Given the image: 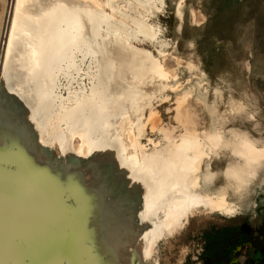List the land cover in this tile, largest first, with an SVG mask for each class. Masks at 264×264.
Returning a JSON list of instances; mask_svg holds the SVG:
<instances>
[{"label": "bare ground", "instance_id": "6f19581e", "mask_svg": "<svg viewBox=\"0 0 264 264\" xmlns=\"http://www.w3.org/2000/svg\"><path fill=\"white\" fill-rule=\"evenodd\" d=\"M103 2H17L0 85V264H140L137 258L157 264L151 257L157 240L179 228L190 213L206 204L232 211L226 193L193 191L209 156L205 141L215 137L212 130L200 136L189 99L178 100L177 120L183 132L176 135L163 127L165 147L156 154L141 149L137 155L129 147L139 146L140 137L135 139L123 122L125 140L108 134L102 141L95 138L97 129L112 125L110 116L123 103L120 95L96 87L103 104L89 107L85 95H76V103L68 107L54 90L56 71L79 70L95 52L86 27L92 23L95 36L100 35ZM6 3L0 0V28ZM168 67L155 64L152 74L166 76ZM59 106L66 108L67 129L58 136L52 156L42 139L31 145L26 127L16 124L19 118L36 123L39 115L50 120ZM151 112V119L158 120ZM244 146L248 162L260 161L263 150L249 140ZM56 156L63 160L55 162ZM161 211L165 217L154 222Z\"/></svg>", "mask_w": 264, "mask_h": 264}, {"label": "rangeland", "instance_id": "374dc122", "mask_svg": "<svg viewBox=\"0 0 264 264\" xmlns=\"http://www.w3.org/2000/svg\"><path fill=\"white\" fill-rule=\"evenodd\" d=\"M17 2L7 0L0 28V85ZM103 14L98 37L92 23L86 27L95 52L83 60L79 70L56 71L54 90L68 107L83 95L89 107L94 102L103 104L96 87L120 95L122 109L112 113L110 127L97 129L95 138L102 141L108 134L111 139L125 140L123 122L135 139L140 137L141 147H129L137 155L141 149L156 154L165 147L163 127H170L176 135L183 132L177 120L178 100L189 99L200 136L212 130L215 137V141H205L209 156L202 162L200 185L193 191L226 193L232 211L212 209L209 204L199 207L179 228L157 240L151 257L157 264H203V235L208 229L242 225L250 230L264 222V155L260 161L248 162L244 146L249 140L264 152V0H104ZM77 59L82 60V55ZM155 64L169 66L174 76L168 72L154 76ZM64 109H54L50 120L39 115L36 123L26 124L19 118L16 125L26 127L31 145L39 137L54 156V144L67 129ZM151 111L158 120L151 119ZM60 160L63 157L56 156L54 161ZM154 217V222L161 223L165 212ZM248 247L241 255L251 252ZM259 257L260 253L256 264ZM142 261L137 258L136 262Z\"/></svg>", "mask_w": 264, "mask_h": 264}, {"label": "trees", "instance_id": "16d2710c", "mask_svg": "<svg viewBox=\"0 0 264 264\" xmlns=\"http://www.w3.org/2000/svg\"><path fill=\"white\" fill-rule=\"evenodd\" d=\"M203 264H237L245 246H252L264 264V222L245 229L242 225L212 227L204 235ZM244 264H256L255 257H247Z\"/></svg>", "mask_w": 264, "mask_h": 264}, {"label": "crops", "instance_id": "0c3cea01", "mask_svg": "<svg viewBox=\"0 0 264 264\" xmlns=\"http://www.w3.org/2000/svg\"><path fill=\"white\" fill-rule=\"evenodd\" d=\"M249 250H251V252L249 254H247L246 256L244 255V253L242 255H240L237 259V261L241 264H243V262L247 259V257H256L258 255L257 252H255L254 248L252 246L248 247ZM242 257H244V260H240Z\"/></svg>", "mask_w": 264, "mask_h": 264}, {"label": "flooded vegetation", "instance_id": "af4514ba", "mask_svg": "<svg viewBox=\"0 0 264 264\" xmlns=\"http://www.w3.org/2000/svg\"><path fill=\"white\" fill-rule=\"evenodd\" d=\"M121 109H122V106H121V108H120L119 110H121ZM52 114H53V113H52ZM52 114H51V115H52Z\"/></svg>", "mask_w": 264, "mask_h": 264}, {"label": "built area", "instance_id": "2783aa9c", "mask_svg": "<svg viewBox=\"0 0 264 264\" xmlns=\"http://www.w3.org/2000/svg\"><path fill=\"white\" fill-rule=\"evenodd\" d=\"M202 254V253H201Z\"/></svg>", "mask_w": 264, "mask_h": 264}]
</instances>
